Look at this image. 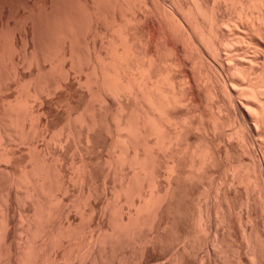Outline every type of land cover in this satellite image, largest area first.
<instances>
[{
    "label": "bare ground",
    "instance_id": "bare-ground-1",
    "mask_svg": "<svg viewBox=\"0 0 264 264\" xmlns=\"http://www.w3.org/2000/svg\"><path fill=\"white\" fill-rule=\"evenodd\" d=\"M181 1L182 4L179 0L178 4L176 3L179 6L175 5L173 8L166 6L168 0H89L88 7L85 2L80 4L78 0H51V7L49 6L51 10L47 9L48 6L46 8L48 15L43 12L44 15L40 13L39 16H35L36 14L31 16L28 22L31 30L41 29V33L45 30V34L42 35L46 36L48 42L63 41L64 43L61 42V45L65 46L64 48L62 45L63 50L65 49L63 58L65 57V60L68 58L72 64L75 62L78 64L79 54L76 51L78 47L76 43H80L84 27L94 25L97 28L95 30H98V27L104 28L103 35L101 33L103 38L102 43L100 41L101 47L97 46L98 49L100 48L99 51L95 52L94 48L90 61L89 58H85L86 64L85 61L81 63V58L79 64L82 65L78 64V66L75 63L79 70L87 74L85 82L88 92L85 95L86 103H83V107L81 106L82 113L73 118V121L72 117L69 116V118L76 129L82 128L83 133L85 132L83 139H85L86 148L83 146V149L86 151L90 148L95 149L94 132L96 127H101L102 123L99 124V119L103 121L102 111L104 112L106 105L102 103L106 100L110 103L111 110L107 119L109 125L105 126V128L109 126V129L106 128L109 132L108 154L106 153V159L102 156L105 160V168L104 171L102 170L105 187L100 198L99 192L95 191L90 184L94 165L90 163L92 158L89 160L91 155L88 154L89 150L88 155L82 156L77 163L78 168L74 167L78 172L75 175L76 171L73 170L74 178L77 180L70 178L72 173L67 169L71 164L62 173L65 167L63 164L60 173L63 180L56 182L57 185L54 183L59 179L50 171L53 165L47 166L48 160L44 161L41 154L43 158L35 152L29 153L30 156L22 170L24 164L20 166V170L14 171L10 163V166H6L5 169L12 171L13 176L10 177L13 178L14 186H10L8 191L6 189L7 192H4L7 193V198L4 197L7 199L6 205L4 203L6 210H3L4 216L1 214V217L6 219L3 225L5 224L4 227L7 229L5 228L3 233L0 229L3 234L0 245L5 242L9 253L4 252L5 256L3 253V256L0 254V258H5L4 260L1 258L0 264L2 260V264H104L109 260L107 258L111 256L110 252L114 254L119 252V249L122 250L119 244H124V241L129 242H125L126 244L131 242V246L133 245V249L138 250L139 254L141 251L136 264H156L159 260L156 249L163 244L162 241L172 235L169 232L172 229L175 235L172 236L171 241L175 246L171 245V247L177 249L175 252H173L175 249L170 251L173 252L171 259L174 258L173 260L176 261V263L173 262L174 264L184 261L181 260V255L183 256V252L187 249L195 250L201 244H205L204 248L200 246L203 249L202 264H225L231 245L227 241L228 235L224 224L227 217L234 215L232 210L237 203L239 186L244 187L241 191L243 196H241L240 206L243 209H240V218L243 217L246 221L240 236L246 259H241L244 261L241 263L264 264V241L257 235L258 232H255V228L259 225L258 218L264 217V149L263 151L261 149L264 145L263 141L259 144L256 139L257 136L264 137V129L261 128L262 131H260L257 126L264 127V0H222L221 5V0L220 2L219 0ZM223 2L230 3V9L228 4L223 7ZM221 8H225L222 11L227 8L225 13L227 16L219 15L218 11L220 12ZM228 10L235 15L229 14ZM156 11L163 22L160 23V19L157 18L160 25L158 27L155 25V29L151 31V26L145 20ZM155 13L153 17H156ZM143 19L145 22L142 21ZM139 22L141 26L145 25L143 22L148 25L151 31L149 39L144 33L146 29L137 27ZM232 22L236 25H231ZM224 26H227L230 31L227 28L228 31L223 29ZM231 26L235 28L232 29ZM87 33L90 31L87 30ZM173 38L177 44L172 40ZM234 43L236 44L232 45ZM225 46L226 48L234 46L230 48L231 50L229 49L232 56L226 55L228 59L231 58V62H234L232 65V63L229 64L230 59L228 60L227 65L231 67L226 68L227 70L220 62H218L220 64L215 60V62L212 60L211 63L209 62L210 57L213 58L210 56L214 55L213 53L223 58L221 54L228 53ZM183 53H187L184 54L186 57L192 58V62L191 59L187 62L194 63L199 74L196 73L198 79L204 82L202 85L206 87L205 92L211 98L209 100H213L209 101L212 104L211 110L207 113L203 112L205 106L202 107L203 100L201 101L200 93L198 94L197 81L194 82L192 73L186 70L188 64L183 58ZM43 55L45 56V53ZM222 61L225 62L223 59ZM0 64L2 66L1 62ZM53 66H51L52 69L49 68L50 72L47 74L51 73ZM178 66L182 68L180 71ZM224 69L228 73H233L231 78L228 74L224 75L226 73ZM37 70L32 73V76L30 75L31 77L29 76L32 80L34 79L35 84L40 76L39 73L43 74L42 70L41 72L40 69L37 68ZM66 73L69 77V72ZM221 73L223 74L220 75ZM21 75L20 78H22ZM29 82L32 83V81ZM27 88L23 87L22 90ZM22 90L18 91L20 95L15 94L13 103L8 102L7 107L5 103H2L4 107L0 105L4 109L0 110L5 114L4 116L8 117L2 115L1 121L9 120L7 121L9 124L5 122L7 127H12L16 122V115L22 108L25 109L22 111L26 113L29 110L27 117L30 112L35 116L33 113L36 108L32 106L36 99L30 100L32 97L30 92L31 97L25 100L27 105L23 103V106L25 104L27 108H24L23 99H21L24 95V93L21 95ZM110 95L113 96L112 99ZM102 99H105L104 102ZM227 103L234 109L231 116L223 111L226 110L224 107H227ZM177 106L181 107V110ZM28 107L30 109L32 107V110ZM99 112L103 115L100 114L101 118L98 119ZM201 113L207 119L199 117ZM24 120L27 119L24 118ZM71 121L67 124L71 125ZM25 123H22L23 125L20 123L19 126L27 128L24 126ZM14 125L18 126L17 122ZM14 125V130L12 128L11 131L25 135L24 129H21L23 127L15 129ZM73 125H71L72 129ZM71 126L68 128L67 125L64 126V128H70V132L67 129L66 135L61 132L60 135L65 137H61L63 141L58 139L60 143L64 142V139L66 142L70 141L69 138L72 136L70 134L74 133ZM227 126L232 128L226 131ZM11 127L7 130L10 131ZM217 129L221 130H219L221 136L217 134ZM212 130L215 131L216 136ZM234 137L240 142L237 145L241 147L239 148L241 153H247L252 157V166L245 165V162L241 163V161L237 164L232 162L233 145L230 143L234 141L230 139ZM4 139L0 138L2 140L0 141V147L2 146L0 157H3V160L6 158L8 162L15 161L17 152H13L9 137L7 140ZM217 142L221 145L226 144L223 150L216 149L219 145L216 144ZM31 145L34 146V142L30 143ZM73 164L71 167L76 163ZM71 180L79 183V185L76 184L79 186L77 190H75L77 187L74 189L75 184L73 185ZM16 213L23 220L21 221L23 227L19 226L22 228H20L22 233L18 243L22 241L21 244H15L12 231L15 222L13 217H17ZM74 213L79 214L82 219L91 218V223L87 224L89 231L87 235L84 233L85 237L81 238L79 235L82 231L76 228ZM57 218H59L58 221ZM219 224H222V227H219ZM169 228L172 229L168 230ZM143 232L146 234L144 237V234H141ZM206 236L208 238L210 236V239H206ZM170 242L166 243L170 244ZM5 244L2 246L5 247ZM54 244H57L55 248H53ZM176 246L179 247L176 248ZM125 251L119 252L120 254L115 253L112 258L116 257V261H119L120 257L117 258V255L122 256L121 254H125ZM8 255L9 258H6ZM116 261L114 264L118 263Z\"/></svg>",
    "mask_w": 264,
    "mask_h": 264
},
{
    "label": "rangeland",
    "instance_id": "rangeland-1",
    "mask_svg": "<svg viewBox=\"0 0 264 264\" xmlns=\"http://www.w3.org/2000/svg\"><path fill=\"white\" fill-rule=\"evenodd\" d=\"M88 1L89 0H78V2L81 4H83L84 2H85V4H86V6H87V3H88ZM167 1V0H166ZM173 1V0H172ZM171 0H168V4H167V2H166V6L168 5V7H173L174 8V6L176 5V3L178 4V1L179 0H177L176 2H175V0H174V2H172ZM185 1V0H184ZM224 1V0H223ZM219 2H220V0H219ZM180 3L182 4V1L180 0ZM221 3H222V0H221V2H220V5H221ZM224 4L222 5L223 7H224V5H225V7H226V5L229 7V4L230 3H226V2H223ZM84 4V5H85ZM90 2H89V6H90ZM171 4V5H170ZM174 4V5H173ZM170 5V6H169ZM231 5V4H230ZM47 6H48V8H47ZM51 0H0V39H1V42H0V62L2 63V66H1V64H0V105H2V103L4 104V105H6L5 107H7L8 105L7 104H9V103H13L14 102V100H15V94H16V96L17 95H20L19 94V90L21 89H23V87H25V88H27V90L26 89H24V90H22L21 91V95H23V93H24V95L21 97V99H23V102H22V106H23V103H25L26 104V102H25V100H27L26 98H30L31 96V94H30V92H32V99L30 98V100H33V98L34 99H36L35 101H34V103H33V105L34 106H32V107H34V115L35 116H33V115H31L30 113V115L28 114V117H27V113L29 112V110H27V113H26V111H22V110H25V109H21V111L20 112H18V114L16 115L17 116V120H16V122H17V124H18V126H15L14 124L16 123H14L13 125L15 126V129L16 128H21V127H23L22 125L25 123V122H27V123H25V125L24 126H26L27 128H21L23 131H25V135H23V134H20L19 132L18 133H14V127H13V125H12V127L11 126H9V127H11L10 128V131H11V129L13 128V133H14V135L12 136V131H11V133H9L10 131H8L7 130V128H9V127H7V124H9L8 122H9V120L7 119V121H5V122H7V124L4 122V121H1V118H2V115L4 116L5 114L2 112V110H4V109H2V106H0L1 108L0 109H2V110H0L1 112H0V131H2V132H0V138H2V140L4 139L3 137H5V135H6V137H5V139L4 140H7V138L9 137V139H10V141H11V147H13L12 149L14 150L13 152H17L16 154H15V157H16V159H15V161L13 160V161H11V162H8V160H6V158H4V160L0 157V162H2L1 164H0V188L2 189V191H1V189H0V229H1V231H2V233L3 232H5V231H3V230H6L7 228L6 227H4V226H6L5 224L3 225V221L5 222V220L6 219H3L4 217H1V214H3V216H4V212L5 211H3L4 209L6 210V208H4L5 207V205H6V201H7V199H5V198H7V193H4V192H7L8 191V189L10 188V186H14V182H13V178H11L12 176H13V173H12V171H10V170H8L7 171V169H5L6 168V166H10V163H11V167H13V169H14V171L16 170V171H18V170H20V168L22 167V165L25 163H27V159L29 158V156H30V154H31V152L32 153H34L35 152V154L36 155H39V156H43L44 157V161H47L46 163L48 164L47 166H49L50 164L51 165H53L52 166V168H50V171H51V173H53V175L54 176H56V178H58L59 180H57V181H55V183L54 184H58V183H56V182H59L60 180H63L62 179V174H60L61 173V169H62V167H63V164H64V166L65 167H63V169H62V173H64L63 172V170L65 169V171H66V168L68 167V172L70 171L72 174H70L71 175V177L70 178H74V176L75 175H77L76 173H78L77 171H76V169L74 168V167H76L77 166V168H78V165H77V163H79V160L81 159V157L82 156H84L85 157V154H87L88 152V150H89V160H91L90 158H92V160L90 161V163L91 164H93L94 166H92L91 164V166L92 167H94V170L92 171V176L90 177V184H91V186L92 187H94V190L95 191H97V192H99V196L98 197H100L101 198V196H102V194L101 193H103L102 192V190H104V188L103 187H105L104 185H105V182H104V174H102L103 173V171H104V168H105V160H104V158H105V156H106V153L108 152V142H107V140H108V136H109V132H107V129H109V126H108V128L106 129L105 128V126H107V122H109V121H107V119H108V117H109V115H110V110H111V106L109 105L110 103L109 102H107V100L104 102V100L105 99H102V102H104V103H102V104H106L105 106H104V112L102 111V113L104 114H102V113H100L99 112V115H98V119L99 118H101V116H100V114H102L103 115V117H102V120L104 121H102L101 122V119H99V124L100 123H102L101 124V127L99 126V128L98 127H96L95 128V132H94V137H95V140H94V142H95V149L94 148H90V149H88L87 151L85 150V149H83L86 145H85V139H83L84 138V136H85V132L83 133V131L84 130H82V128L81 129H79V128H75L76 126L75 125H73V118L75 119L76 117H77V115L78 114H81L82 113V107L84 106V104L83 103H86V93L88 92V90H87V88H86V82H85V77H86V75L87 74H85V73H83L81 70H79L80 68L78 67L79 65H82L81 63H84V61L85 60H87L88 58H89V61H90V55H92L93 53H94V48H95V52L98 50L99 51V49H98V47L97 46H99V47H101V43H102V35H103V33L102 32H104V28H102V27H98V30H95V29H97L96 28V26H94L93 25V27L92 26H90L89 27V25H88V27L86 28V27H84V29H85V31H86V33H85V31H84V29H83V31H82V39L80 38V41H79V39H78V41L80 42V43H76V47H77V49H76V51H78L77 53L79 54V56H78V58L80 59L81 58V60L80 61H82L80 64H79V59H78V66L75 64V63H71V60H68V58H67V60H65L66 58L64 57L63 58V52L65 51V49L63 50V47L65 48V46H64V44H62L63 45V47H62V45H61V42H63V41H61V42H59V40L58 41H56V42H51V41H49L48 42V40H46V36L44 37L43 35L45 34V30H43L44 32V34L43 33H41L42 32V30L41 29H37V28H35V29H32L31 30V27L29 26V19L31 18V16H34V14H36L35 16H39L40 15V13H42L43 14V12L45 13L46 12V10L47 9H49V10H51ZM177 6H179V5H176V7ZM221 6V7H222ZM88 7V6H87ZM227 7V8H228ZM231 7V6H230ZM230 7H229V9H230ZM47 8V9H46ZM227 8H226V10H227ZM41 9L43 10V11H41ZM222 9H225V8H221L220 9V12L218 11V13H219V15H222V16H227L225 13H227L226 12V10L223 12L222 11ZM232 10V9H231ZM231 10H228V13L229 14H232L233 12V10L231 11ZM48 11V10H47ZM229 11H231V13L229 12ZM38 13V14H37ZM50 13V12H49ZM153 13H155V12H153ZM153 13L150 15L151 17H148L149 15H147V20H145V19H143L142 21H148V22H146L149 26H151L150 27V30L152 29L153 30V28L155 29V25L158 27V25H160L157 21L160 19V23H162L163 22V20L161 19L162 17L161 16H158L159 15V13L156 11V17L154 16H152L153 15ZM158 13V14H157ZM224 13V14H223ZM234 15H235V13H233ZM232 14V15H233ZM44 15V14H43ZM45 15H48V12H46L45 13ZM26 17L28 18V19H26ZM160 17V18H159ZM149 18H151V19H149ZM157 18H158V20H157ZM155 21H154V20ZM24 20V21H23ZM150 20V21H149ZM152 20H153V22H152ZM144 21V22H145ZM143 22V24H145L146 25V23H144ZM154 22L156 23V24H154ZM25 23V24H24ZM150 23H151V25H150ZM141 23L139 22L137 25V27H139L140 28V25ZM233 24H235V22L233 23H231V25H233ZM145 25H142L141 26V28L143 29V28H145L146 30H147V32H146V30H145V36H147L146 38L147 39H149V32H151V31H149V27H148V25H146V27H145ZM236 25V24H235ZM234 25V26H235ZM156 27V28H157ZM225 27V26H224ZM223 27V29H229L230 27H229V25H228V27L226 26L225 28ZM232 27V29L233 28H235V27H233V26H231ZM100 28H102V29H100ZM90 29V30H89ZM226 29V30H227ZM31 30V31H30ZM35 30H36V32H35ZM87 30H88V32L90 31V33H87ZM94 31V32H93ZM101 31V32H100ZM228 31V30H227ZM229 31H230V29H229ZM98 32V33H97ZM35 33V34H34ZM100 33V34H99ZM101 33H102V35H101ZM43 34V35H42ZM88 34V35H87ZM91 34H92V36H91ZM95 34V35H94ZM36 35V36H35ZM87 35V36H86ZM98 35V36H97ZM34 36V37H33ZM2 37V38H1ZM40 37V38H39ZM98 37H99V39H98ZM34 38V39H33ZM77 38H79V36H77ZM94 39H95V41H94ZM173 41H175V38H173L172 39ZM177 40V39H176ZM100 41H101V43H100ZM178 41V40H177ZM36 42V43H35ZM38 42H40L39 44H38ZM59 44H58V43ZM176 42V41H175ZM34 43V44H33ZM52 43V44H51ZM64 43V42H63ZM46 44V45H45ZM176 44H177V42H176ZM179 44V43H178ZM236 43H234V44H232V45H235ZM34 45H35V47H34ZM52 45V46H51ZM81 45V46H80ZM89 45V46H88ZM147 45V44H146ZM145 45V46H146ZM147 46H149V45H147ZM89 47H90V49H89ZM234 47V46H233ZM233 47H230V46H228V48H226V46H225V48L226 49H228V53L227 54H225V53H222L221 54V56L223 55V60L225 61V62H223L222 61V59L219 57V56H217L218 54L216 53V55H215V53H213L214 55H210V52H211V49H209L210 50V52H209V55L210 56H212L213 58H211L210 57V63L213 61V62H220L221 64H222V66H223V68L225 67V69L227 68L228 69V67H231V65L230 66H228L227 65V63L229 62L228 60L230 59V62H229V64L230 63H232V65L234 64V62H231L232 60H231V58H227V56L226 55H228V54H230L229 56H232L231 55V53L229 52V49L231 48H233ZM254 47V46H253ZM253 47L251 48V49H253ZM34 48H36V49H34ZM38 48V49H37ZM49 48H51V49H49ZM255 48V47H254ZM41 49H43V50H41ZM230 49V50H231ZM17 50V51H16ZM34 50V51H33ZM208 50V51H209ZM256 49H254V52H256L255 51ZM2 51V52H1ZM37 51V52H36ZM47 51V52H46ZM79 51H80V53H79ZM213 51V50H212ZM252 51V50H251ZM33 53V55H32V53ZM35 52L37 53V54H35ZM89 52H91L90 54H89ZM214 52V51H213ZM224 52H227V51H224ZM253 52V51H252ZM45 53V56L43 55ZM47 53H49V54H47ZM212 53V52H211ZM184 54H187V53H183V55ZM38 55V56H37ZM189 55V54H188ZM34 56V57H33ZM48 56V57H47ZM82 56V57H81ZM225 56V57H224ZM27 57V58H26ZM46 59V60H44V58ZM87 57V59H85ZM188 57H190V56H188ZM188 57H186V55H184L183 56V58H184V60L187 62V61H190V59H191V62H192V58L190 57L189 58V60H186V59H188ZM21 58V59H20ZM50 58H51V60H50ZM215 58V59H214ZM217 58H219V59H217ZM227 58V59H226ZM32 59V60H31ZM49 59V60H48ZM27 60V61H26ZM65 60V61H64ZM212 60V61H211ZM215 60V61H214ZM218 60V61H217ZM20 61V62H19ZM52 61V62H51ZM227 61V62H226ZM47 62V63H46ZM67 64H66V63ZM86 62L87 61H85V64H86ZM190 62V64H189V62H187V69L186 70H188L190 73H192V76H193V80H194V82H196L197 81V84H196V87H197V89L199 90L198 91V94H199V97L201 98V101L203 102V106L202 107H204L203 109H205L203 112H209L211 109V104L212 103H210L209 101H213V100H209V99H211V98H209L210 96H208L209 94L207 93V92H205L206 91V87H204L203 85H204V82L201 80V83H200V80L198 79V76L197 75H199L198 73H197V71H196V67H195V65H194V63H191ZM208 62V63H209ZM53 63V64H52ZM61 63V64H60ZM220 63H218V64H220ZM17 64V65H16ZM193 64V66H191ZM43 65V66H42ZM52 65H54L53 67L54 68H56V69H54L53 68V70H51V73L49 74H47V72H50L49 70L50 69H52ZM59 65V66H58ZM73 65V66H72ZM209 65V64H208ZM213 65V64H212ZM38 66V67H37ZM66 66H67V68H66ZM69 66V67H68ZM71 67V68H70ZM82 67V66H81ZM176 67V66H175ZM37 68L38 69H40V72H41V70L43 71V74H42V72L41 73H39L40 74V76H39V78L36 80V83L37 84H35V81H34V79L32 80L30 77L32 76V73H35L36 72V70H37ZM43 68V69H42ZM50 68V69H49ZM63 68H64V70H63ZM180 68L181 67H179L178 66V71H180ZM186 68V67H185ZM175 69V68H174ZM182 69V68H181ZM191 69V70H190ZM193 69V70H192ZM224 69V70H225ZM226 69V70H227ZM70 70V71H69ZM175 70H177V69H175ZM225 70V74L224 75H226V74H228L229 75V77L231 78L232 77V75H233V73L231 74V73H228L227 71ZM20 71V72H19ZM38 71V70H37ZM65 71V72H64ZM69 72V77L66 75L67 73L66 72ZM194 71H196V72H194ZM193 72H194V75H193ZM215 72V71H214ZM17 73H18V75H17ZM46 73V74H45ZM196 73H197V75H196ZM219 73V72H218ZM22 74V75H21ZM41 74H42V76H41ZM216 74H217V71H216ZM223 73H221L220 75H222ZM231 74V75H230ZM20 75H21V77L22 78H20ZM31 75V76H30ZM84 75V76H83ZM30 76V77H29ZM60 76V77H59ZM194 76H196L195 78H194ZM16 77H19V78H16ZM34 77V76H33ZM41 77V78H40ZM42 77H43V79H42ZM200 77V76H199ZM235 77V76H234ZM16 78V79H15ZM61 78V79H60ZM23 79V80H22ZM197 79V80H196ZM21 82H20V81ZM29 81H32V83L31 82H29ZM33 81H34V85H33ZM20 82V83H19ZM21 83H23L22 85H20ZM29 83V84H28ZM32 84V86H31V84ZM200 83V84H199ZM19 84V85H18ZM27 84V85H26ZM84 84H85V86H84ZM199 84V85H198ZM203 84V85H202ZM29 85V86H28ZM36 85V86H35ZM233 86V85H232ZM29 87H30V89H29ZM44 87V88H43ZM237 87V86H236ZM205 88V89H204ZM237 89L239 90V87H237ZM236 89V90H237ZM35 90H37V92H35L34 93V91ZM202 90V91H201ZM19 91V92H18ZM27 91V92H26ZM46 91V92H45ZM26 92V93H25ZM85 92V93H84ZM239 92V91H238ZM40 93V94H39ZM30 94V95H29ZM36 94V95H35ZM35 95V96H34ZM41 95V96H40ZM14 96V97H13ZM111 97V99H112V95H110ZM238 96H240V95H238ZM38 97V98H37ZM115 98V97H114ZM113 98V99H114ZM240 98H241V96H240ZM41 99V100H40ZM10 101H12V102H10ZM82 101H84V102H82ZM208 101V102H207ZM241 101V100H240ZM7 102V103H6ZM9 102V103H8ZM24 104V108H27L26 107V105ZM210 104V105H209ZM228 104V103H227ZM226 104V106L227 107H224V108H226V110L224 109L223 111L225 112V114H227L228 116H231L232 114H233V111H234V109H232L231 108V106L228 104L227 105ZM209 105V106H208ZM82 106V107H81ZM4 107V106H3ZM32 107H31V109H30V107H28L30 110H32ZM81 109H80V108ZM177 107H179V106H177ZM183 107V106H182ZM80 109V110H79ZM178 109V108H177ZM179 109L181 110V107H179ZM178 109V110H179ZM183 109V108H182ZM230 109V110H229ZM37 110V111H36ZM229 110V111H228ZM38 111H39V113H38ZM78 111H81V112H78ZM108 114V115H105L106 113ZM232 112V113H231ZM20 113V114H19ZM24 113H26V114H24ZM69 113H71V115L69 114ZM230 113V114H229ZM24 114V116H22ZM18 115H20V116H18ZM26 115V116H25ZM41 115V116H40ZM199 115H201V116H199ZM198 116L199 117H201V118H203V119H205L206 117H204L203 116V114L201 113V114H199ZM30 116V117H29ZM69 116L70 117H72V121L70 120V118H69ZM79 116V115H78ZM100 116V117H99ZM4 117H6V116H4ZM15 117V116H14ZM14 117H12L13 118V120H15L14 119ZM20 117V118H19ZM107 117V118H106ZM6 118H8V117H6ZM5 118V119H6ZM19 118V119H18ZM24 118L25 119H27V120H24ZM35 118V119H34ZM104 118V119H103ZM3 119V118H2ZM4 119V120H5ZM66 119V120H65ZM207 119V118H206ZM22 120H24L23 122H22ZM48 121V122H47ZM69 121H71L70 123H72L71 125H73V129H72V126H71V130H73L72 132H74V133H72V134H70V135H72V136H70V138H69V140L70 141H65V139H64V142H66V143H64V142H61L60 143V141H61V139L62 138H64V137H62L63 135H60L61 134V132L62 133H64V135H66V129L68 128V127H70L68 124H67V122H69ZM208 121H209V119H208ZM31 122V123H30ZM205 122H207V120H205ZM3 123V124H2ZM22 124V125H20L19 126V124ZM29 123V124H28ZM103 124H104V126H103ZM106 124V125H105ZM11 125V124H10ZM65 125H67V128L65 127L64 128V126ZM109 125V124H108ZM30 126V127H29ZM98 126V125H97ZM258 126V129L260 130L261 128H262V130L264 129V127L263 126H260V128H259V125H257ZM39 127V128H38ZM63 129H62V128ZM78 127V126H77ZM103 127V128H102ZM30 128H32V129H30ZM232 127H226L225 128V130L227 129L228 131L231 129ZM34 129V130H33ZM47 129V130H46ZM62 129V131H60ZM70 129V128H69ZM69 129H67V131L69 130ZM101 129V130H100ZM19 130V129H18ZM18 130H16V132L18 131ZM22 130H20V132H23ZM41 130H42V132H41ZM43 130H45V131H43ZM65 130V131H64ZM76 130H80L79 132L80 133H78V131H76ZM218 130V129H217ZM220 130V129H219ZM219 130H218V135L220 134V132H219ZM224 130V131H225ZM226 130V131H227ZM262 130H260V131H262ZM32 131V132H31ZM213 131L214 130H212V133H213ZM215 131H216V129H215ZM215 131H214V134H215V136H216V133H215ZM221 131V130H220ZM223 131V130H222ZM39 132V133H38ZM44 132V133H43ZM60 132V133H59ZM68 132H70V130L68 131ZM263 132H264V130H263ZM48 133V134H47ZM58 133H59V135H58ZM221 133H223V132H221ZM1 134H2V136H1ZM16 134V135H15ZM38 134H40L39 136H38ZM77 134V135H76ZM82 134V135H81ZM107 134V135H106ZM213 134V135H214ZM224 134V133H223ZM29 135V136H28ZM48 135V136H47ZM59 136V138H58V136ZM222 134H220L219 136H221ZM17 136V137H16ZM19 136V137H18ZM23 136V137H22ZM26 136H28V138L26 137ZM35 136V137H34ZM46 136V137H45ZM57 136V137H56ZM76 136V137H75ZM82 136V137H81ZM25 137V138H24ZM34 137V138H33ZM40 137V138H39ZM62 137V138H61ZM74 137V138H73ZM82 139H80V138ZM263 137V136H262ZM261 136L259 137V136H257V138L256 139H258V142H259V144H262V142L261 141H263V145H264V137L262 138ZM13 140H12V139ZM27 138V139H26ZM32 138V139H31ZM57 138V139H56ZM79 138V139H78ZM107 138V139H106ZM8 139V140H9ZM24 139V140H23ZM30 141H29V140ZM51 139V140H50ZM58 139H60V141L58 140ZM78 139V140H77ZM231 139H233V138H231ZM230 139V141H234V142H231L230 143V145H233V152H231V157H232V162L234 161V163H239V161H241V163H244L245 162V165H251L252 166V157L251 156H249V155H247V153H245L244 154V152H242L241 153V151H240V149L239 148H241L240 146L238 147V143H240L235 137H234V139L233 140H231ZM2 140H0L1 142H2ZM72 140V141H71ZM81 140V141H80ZM106 140V141H105ZM9 141V142H10ZM34 142V146H30V143H33ZM62 141H63V139H62ZM236 141H238V142H236ZM0 142V143H1ZM106 142V143H105ZM26 143V144H25ZM28 143V144H27ZM51 143V144H50ZM68 143V144H67ZM67 144V145H66ZM105 146H104V145ZM216 144H219V145H217V147H216V149L218 148V150L220 151V150H223L224 149V147H225V145L226 144H224V143H222V145H221V143H219V142H217ZM1 145V144H0ZM14 145V146H13ZM241 145V144H240ZM82 146V147H81ZM84 146V147H83ZM104 147V148H101V147ZM262 146V145H261ZM2 147V146H1ZM0 147V148H1ZM28 147H30V148H28ZM34 147V148H33ZM37 147V148H36ZM106 147V148H105ZM222 149H221V148ZM33 148V149H32ZM48 148V149H47ZM73 148V149H72ZM79 148V149H78ZM82 148V149H81ZM86 148V147H85ZM97 149H99V150H97ZM103 149V150H102ZM107 149V150H106ZM231 149H232V146H231ZM262 149V151H263V149H264V147H262L261 148ZM33 150V151H32ZM35 150V151H34ZM55 150V151H54ZM0 151H1V149H0ZM58 151V152H57ZM85 151H86V153H85ZM103 151H104V153H103ZM236 151V152H235ZM238 151H240V152H238ZM40 152V153H39ZM77 152V153H76ZM82 152V153H81ZM84 152V153H83ZM30 153V154H29ZM235 153V154H234ZM41 154V155H40ZM43 154H45V155H43ZM62 154V155H61ZM64 154H65V156H64ZM87 154V155H88ZM108 154V153H107ZM238 154H240V155H238ZM234 155V156H233ZM41 156V157H42ZM45 156H47L46 158H45ZM50 156V157H49ZM78 156H80V157H78ZM102 156L104 157V158H102ZM243 156V157H242ZM42 157V158H43ZM88 157V156H87ZM241 157V158H240ZM251 157V158H250ZM48 158V159H47ZM66 158V159H65ZM70 158V159H69ZM73 158V159H72ZM95 158V159H94ZM240 158V159H239ZM25 159H26V161H25ZM77 159V160H76ZM106 159V158H105ZM23 160V161H22ZM63 160V161H62ZM74 160H76V161H74ZM5 161H7V162H5ZM17 161V164L15 165V162ZM23 163H22V162ZM68 161V162H67ZM71 161H74V162H72L71 163ZM20 162V163H19ZM63 162V163H62ZM65 162V163H64ZM70 162V163H69ZM248 162H250V163H248ZM66 163H67V166H66ZM69 163V164H68ZM75 165H74V164ZM5 164H7V165H5ZM21 164V165H20ZM25 164H24V166L21 168V170L25 167ZM72 164L74 165L73 167H71L72 166ZM50 165V166H51ZM57 165V166H56ZM16 168H15V167ZM21 166V167H20ZM49 166V167H50ZM57 168H56V167ZM62 166V167H61ZM2 168H3V170H2ZM60 168V169H59ZM72 168V169H71ZM54 170V172L52 171V170ZM71 169V170H70ZM75 169V171L76 172H74L75 173V175H74V173H73V170ZM2 170V171H1ZM58 170H59V172H58ZM103 170V171H102ZM10 172V173H9ZM58 172V173H57ZM61 177H60V176ZM73 175V176H72ZM11 176V177H10ZM59 176V177H58ZM61 178V179H60ZM7 180V181H6ZM56 180V179H55ZM74 180H77V178H74ZM72 181L71 183L74 185L73 187H74V189L75 190H77L78 188H79V186H77V185H79V183L77 182V181ZM79 181V180H78ZM12 183V184H11ZM60 183H62V182H60ZM78 183V184H77ZM77 184V185H76ZM80 184H81V182H80ZM9 185V186H8ZM61 185V184H60ZM55 186V185H54ZM4 187V188H3ZM57 187V186H56ZM55 188V187H54ZM240 188V189H239ZM239 191H238V193H237V199H236V204H235V207H234V209L232 210V214H234L232 217H227L226 218V221H225V224H224V226L226 227V231H227V241L229 242V245H231L230 246V248H229V251H228V255H229V257H228V255H227V258H225L226 259V261H225V264H243V263H241V262H244V261H242V260H244V259H246V256L244 257V250L242 249L243 247V245H241L242 244V240H240V236H241V232H242V229H243V227L245 228V224H246V221H245V219L242 217V218H240V212H241V210L240 209H243L242 208V206H240L241 205V196H243V195H241V191H242V188H244L243 186H239ZM3 189H4V191H3ZM6 189H7V191H6ZM3 192V193H2ZM6 194V195H5ZM3 197H2V196ZM5 195V196H4ZM101 195V196H100ZM238 195H239V198H238ZM5 197V198H4ZM4 199V200H3ZM99 199V198H98ZM2 200V201H1ZM4 203H5V205H4ZM88 208V207H87ZM237 213H236V212ZM77 214H73V216H75L74 217V220H75V224H76V228L77 229H79L80 231H82V232H80V237L82 238L83 236L85 237L87 234V232L89 231V225H87L89 222L91 223V218L90 217H85V219L83 218L82 219V217L78 214L77 216H76ZM15 216H17V217H13V219H14V224H13V235H14V240H15V244H21L22 243V241H21V243H18V242H20L18 239H19V237H20V235H21V227H23V226H21L22 225V222L21 221H23V220H21V218L22 217H18V215H17V213H16V215ZM238 216V217H237ZM59 218H61V217H59ZM59 218H57V221H58V219ZM258 218V217H257ZM24 219V218H23ZM64 219V218H63ZM220 219V218H219ZM218 219V220H219ZM53 220H55V218L53 219ZM86 220V221H85ZM258 221H259V225H258V227H256L255 229H256V231L255 232H258V234L257 235H259L260 236V238H261V240L262 241H264V217H259L258 218ZM54 222V221H53ZM85 222V223H84ZM181 222V220L179 221V225L181 224L180 223ZM228 222V223H227ZM21 223V224H20ZM24 223H25V220H24ZM3 225V226H2ZM24 225V224H23ZM81 225H83V226H81ZM222 225V224H221ZM220 224H219V227H222ZM19 226H21V227H19ZM78 226H80V228L78 227ZM228 226V227H227ZM86 227H87V229H86ZM4 228V229H3ZM6 228V229H5ZM21 228V229H20ZM74 228H75V226H74ZM82 228V229H81ZM83 228H85L84 230H83ZM228 228V229H227ZM258 228V229H257ZM172 229V228H171ZM170 228L168 229V230H171ZM21 230V231H20ZM86 230V231H85ZM229 230V231H228ZM1 231H0V238H2V236L1 235H3V234H1ZM77 232H79V231H77ZM145 233H146V231H144ZM144 232L143 233H141V234H144ZM169 232H171L172 233V235H170V236H168V233ZM167 231V236H168V239L166 240L165 239V241L167 242H170L171 240H173V235H175L174 234V229H172L171 231ZM175 232H176V229H175ZM24 233V232H23ZM86 235H85V234ZM6 234V233H5ZM84 234V235H83ZM140 234V235H141ZM146 234H144L143 235V237L145 236ZM5 236V235H4ZM142 236V235H141ZM258 236V237H259ZM23 237H25V235H23ZM169 237H170V239H169ZM206 239H210V236H209V238L206 236ZM1 240V239H0ZM3 240H4V237H3ZM2 241V240H1ZM165 241H162L163 242V244H162V242H160V241H158L159 242V244L161 243L162 245H159V247L156 249V254H158L159 255V260L157 261L159 264H162L163 262H165L166 264H174L173 262L175 261V260H173V259H171V253L173 254V252H175L177 249H175V248H173L175 245L173 244V241H171L170 242V244L169 243H166ZM125 242H128V241H124V244L123 243H120L119 244V247L120 248H122V252H124L125 250V254L124 253H122L121 255L124 257H122V256H120V255H117V254H120L119 252H121L120 251V249H119V252H115V253H117L116 255H117V258H119V261L121 260V261H124L125 263L127 262V263H129V264H136V263H138L137 261H139L138 259V254H139V252H137L138 250H134L133 249V245L131 246V242H130V244H126ZM1 243V242H0ZM4 244H5V242H3ZM236 243V244H235ZM4 244H1L0 246V250L2 251H0V254H1V256H3V254H4V252H7V253H9L8 251V249L6 248V244H5V247L4 246H2V245H4ZM121 244H123L124 245V247H123V245L122 246H120ZM171 245L173 246V247H171ZM202 245V246H201ZM200 246L202 247V248H204V245L203 244H201ZM54 247L53 248H55V246H57V244H54L53 245ZM168 246V247H167ZM181 246V245H180ZM200 246H197V248L195 249V250H190V249H187L185 252H183L182 254H183V256L181 255V260L183 261V262H177L178 264L179 263H181V264H202L201 263V258H202V255H203V249L200 247ZM116 247H118V246H116ZM116 247H115V250H116ZM127 247L129 248V249H127ZM132 247V248H131ZM164 247V248H163ZM171 247V248H170ZM177 247H179V246H176V248ZM125 250H124V249ZM166 248V249H165ZM199 248H200V250H199ZM8 251H7V250ZM46 249V248H45ZM47 249H49V247H47ZM46 249V250H47ZM57 249V248H56ZM175 249V250H174ZM231 249H233V250H231ZM4 250V251H3ZM51 250V249H50ZM124 250V251H123ZM174 250V251H173ZM114 251V250H113ZM170 251H173V252H170ZM202 251V252H201ZM263 251H264V247H263ZM50 252V251H49ZM162 252V253H161ZM3 253V254H2ZM109 253V252H108ZM113 253V252H112ZM111 252L109 253L110 255V257L109 256H107V257H109V258H107V259H109V260H107V261H105L106 263H104V264H114L115 263V261H116V257H115V259L114 258H112V255L114 256V254H112ZM191 253V254H190ZM197 253V254H196ZM201 253V254H200ZM264 253V252H263ZM168 254V255H167ZM240 254V255H239ZM6 254H4V256H5ZM10 255V254H9ZM9 255L6 257V258H9ZM115 255V256H116ZM126 255V256H125ZM139 255H141V251H140V254ZM119 256V257H118ZM173 256V255H172ZM10 257H11V255H10ZM127 257V258H126ZM240 257V258H239ZM242 257V258H241ZM2 259H3V257H1ZM1 258H0V260H1ZM19 259H20V257H18ZM110 258H112V261H114L113 263H112V261H110ZM263 258H264V254H263ZM5 259V258H4ZM3 259V260H4ZM242 259V260H241ZM3 260L1 261V264H2V262H3ZM104 260H106V258L104 259ZM118 260V259H117ZM166 260V261H165ZM167 260L169 261V262H167ZM119 261H116V263L118 262V263H120V264H123L124 262H119ZM171 261V262H170ZM104 262V261H103ZM111 262V263H110ZM117 263V264H118ZM158 263H156V264H158ZM165 263H163V264H165ZM175 263H176V261H175ZM244 264H246V263H244Z\"/></svg>",
    "mask_w": 264,
    "mask_h": 264
}]
</instances>
